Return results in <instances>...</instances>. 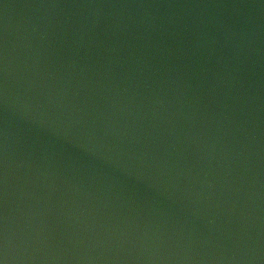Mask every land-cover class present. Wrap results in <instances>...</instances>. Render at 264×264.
I'll use <instances>...</instances> for the list:
<instances>
[{"label":"water","instance_id":"water-1","mask_svg":"<svg viewBox=\"0 0 264 264\" xmlns=\"http://www.w3.org/2000/svg\"><path fill=\"white\" fill-rule=\"evenodd\" d=\"M0 264H264V0H0Z\"/></svg>","mask_w":264,"mask_h":264}]
</instances>
